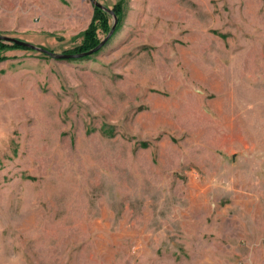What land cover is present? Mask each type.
<instances>
[{
  "label": "rangeland",
  "instance_id": "1",
  "mask_svg": "<svg viewBox=\"0 0 264 264\" xmlns=\"http://www.w3.org/2000/svg\"><path fill=\"white\" fill-rule=\"evenodd\" d=\"M97 1L96 52L0 48V264H264V0ZM92 13L0 0V33L66 53Z\"/></svg>",
  "mask_w": 264,
  "mask_h": 264
},
{
  "label": "trees",
  "instance_id": "2",
  "mask_svg": "<svg viewBox=\"0 0 264 264\" xmlns=\"http://www.w3.org/2000/svg\"><path fill=\"white\" fill-rule=\"evenodd\" d=\"M111 8H112L114 14L117 16V23L115 26V31H116L119 27V24H120L121 18H122V14H123L121 3L117 2ZM110 17H112V15L110 13H108L107 11L101 9L100 7L93 6L92 17H91L87 27L85 28V30L83 32L82 41L78 45L74 46L73 48L65 50V52L66 53L82 52V51H86V50L94 47L96 44H98V42L100 41V37L98 36V32L100 30V31H102V33L105 34L109 31L110 26H111ZM4 47L27 48V47L20 46V45L14 44V43H12V44L4 43L0 40V48H4ZM46 49H48V48H46ZM2 59H4V57H0V60H2Z\"/></svg>",
  "mask_w": 264,
  "mask_h": 264
},
{
  "label": "water",
  "instance_id": "3",
  "mask_svg": "<svg viewBox=\"0 0 264 264\" xmlns=\"http://www.w3.org/2000/svg\"><path fill=\"white\" fill-rule=\"evenodd\" d=\"M90 2L93 4V6L100 7L101 9H103V10L107 11L108 13H110L112 15L113 22H112V25H111L109 31L105 35V37L102 38L98 42V44H96L94 47L90 48L89 50H86V51H83V52H78V53H54V52L46 49L45 47L38 46V45L32 44L29 41L22 40V39H19V38L13 37V36H9V35H6V34H1V33H0V40L2 42H5V43H10V44L14 43V44H17V45H20V46H24V47H27V48L35 49V50H38V51L43 52L45 54L52 55V56H54L56 58L81 57V56H86L88 54L96 52L98 49H100L105 44V42L109 39V37L113 33V31L115 29V26H116V23H117V16L114 14L112 8L104 5L103 3H101V2H99L97 0H90Z\"/></svg>",
  "mask_w": 264,
  "mask_h": 264
},
{
  "label": "crops",
  "instance_id": "4",
  "mask_svg": "<svg viewBox=\"0 0 264 264\" xmlns=\"http://www.w3.org/2000/svg\"><path fill=\"white\" fill-rule=\"evenodd\" d=\"M235 207L238 208V214H241L244 217L242 224H238V231L243 232H253L256 231L258 233L262 232V225L264 224V219L259 215H255V213L248 211V204L245 202H235L233 203ZM225 221L221 219L220 226L224 227ZM224 231L226 232L227 229ZM228 232H232V229H228Z\"/></svg>",
  "mask_w": 264,
  "mask_h": 264
}]
</instances>
